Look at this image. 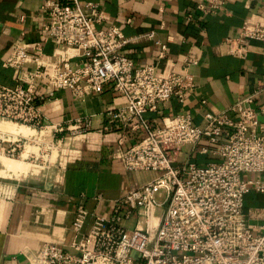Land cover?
Returning <instances> with one entry per match:
<instances>
[{
  "label": "built area",
  "instance_id": "built-area-1",
  "mask_svg": "<svg viewBox=\"0 0 264 264\" xmlns=\"http://www.w3.org/2000/svg\"><path fill=\"white\" fill-rule=\"evenodd\" d=\"M222 5L223 0H204L196 8L207 17ZM39 13L42 31L56 44L80 50L83 62L75 65L56 59L42 65L41 43L34 45L32 53L14 47L4 65L20 71L30 64L35 70L23 74L16 85L0 83V123L44 134L54 148L65 132L89 131L91 119L50 124L41 107L60 90L83 99L110 86L124 103L105 112L104 131L143 133L122 153L125 170L158 175L111 201L107 213L79 205L71 222L74 252L44 243L34 264H135L137 258L144 264H264V219L252 221L245 209L247 195L264 196V102L255 106L264 87L223 111H206L200 125L194 124L191 115L178 113L163 118V125L156 128L144 115L158 112L170 97L183 102L195 88L189 68L196 61L185 58L179 71L166 76L156 74L151 65L136 67L122 54L130 41L121 29L102 26L98 2L44 0ZM145 36L153 39V32ZM252 40L264 43V21L243 23L228 53L244 59ZM155 44L163 57L165 46ZM44 77L46 90L38 94L36 81ZM8 142L4 154L13 158L30 138ZM185 146L191 147L190 158L197 152L219 160L181 163L179 155ZM96 199L103 200L101 195ZM134 216L135 224L127 227Z\"/></svg>",
  "mask_w": 264,
  "mask_h": 264
},
{
  "label": "crops",
  "instance_id": "crops-1",
  "mask_svg": "<svg viewBox=\"0 0 264 264\" xmlns=\"http://www.w3.org/2000/svg\"><path fill=\"white\" fill-rule=\"evenodd\" d=\"M43 1L0 0L1 84L21 83V77L35 70L30 64L20 71L4 65L14 47L32 53L34 45L41 43L42 65L56 59L82 64L80 50L56 44L42 31L39 11ZM85 1L88 0H80ZM89 1L100 3L103 27L116 25L129 39L122 54L132 59L136 67L151 65L156 74L166 76L179 71L185 58L196 61L189 68L195 88L185 95L183 102L170 97L158 112L144 115L156 128L163 125V118L178 113L191 115L194 124L200 125L206 111H223L264 87V43L249 41L244 59L228 53L230 41L238 37L243 23L264 21V0H223L221 9L207 17L196 8L204 0ZM127 20L131 22L128 24ZM149 32H153V39L145 36ZM155 42L165 46L161 58L160 46ZM45 90L44 77L36 81V92L43 94ZM203 101L206 103L202 104ZM262 102L264 95L256 98L255 106ZM123 103L110 86L101 94L83 99L60 90L41 107L47 123L67 125L74 119L90 118V130L78 134L65 132L54 147L52 162L40 174L34 170L31 173L29 165L13 173L2 165L0 158V264H34L44 243L56 244L73 253L71 222L79 205L97 214L107 213L111 201L158 175L148 171L127 172L124 168L122 153L142 138L141 131L122 133L103 129L105 112L119 109ZM5 127L8 132L0 126V154H4L8 141L30 138L31 142L33 138L34 142L37 135L41 139V134L33 129L24 127V131L34 132L28 137L19 129ZM25 149L19 157L25 155ZM190 153L191 147L185 146L179 161L205 164L219 160L197 152L190 158ZM98 195L103 200H97ZM263 205V195L252 193L245 197L249 214ZM134 224L135 216L126 222L129 228ZM135 264L144 261L137 258Z\"/></svg>",
  "mask_w": 264,
  "mask_h": 264
},
{
  "label": "rangeland",
  "instance_id": "rangeland-1",
  "mask_svg": "<svg viewBox=\"0 0 264 264\" xmlns=\"http://www.w3.org/2000/svg\"><path fill=\"white\" fill-rule=\"evenodd\" d=\"M0 125L3 126H12L16 129L21 130L22 132L24 131V127H20L18 125H13V124H9V123H0ZM25 135H27L29 137V135H34V132L28 130V131H24L23 132ZM38 136V135H37ZM34 139L33 142V138L31 139V142L28 144H26L25 146V159H22L21 157H13V158H8L6 155L4 154H0V158H2L5 161H10L11 163L12 161L16 164H20L19 166L21 168L23 167H30V170H34L36 171L37 174H40L39 172H41L43 169H45L53 160L52 156L55 155V150L53 147L49 146V140L48 137H44V134L41 135V139L38 140V138ZM39 137V136H38ZM24 150V149H22ZM30 152V153H29ZM2 163V162H1ZM1 169V167H0ZM30 171V172H31ZM33 173V171L31 172ZM34 173V174H36ZM251 178H255L256 175H251ZM260 209H255L250 213V218L252 221L257 220V222L261 221L264 219V205L259 207Z\"/></svg>",
  "mask_w": 264,
  "mask_h": 264
},
{
  "label": "bare ground",
  "instance_id": "bare-ground-1",
  "mask_svg": "<svg viewBox=\"0 0 264 264\" xmlns=\"http://www.w3.org/2000/svg\"><path fill=\"white\" fill-rule=\"evenodd\" d=\"M1 126V128H2V130H5V131H9V128L7 129L5 126H3V125H0ZM9 127V126H8ZM11 127V126H10ZM6 128V129H5ZM11 129H12V127H11ZM26 129V128H25ZM7 131V132H8ZM12 131V130H11ZM20 132H21V130H19ZM2 132V131H1ZM13 132V131H12ZM11 132V133H12ZM24 132V131H23ZM16 133V132H15ZM22 159H25V155H23L22 156ZM1 162H2V165L6 168V169H8V170H10V171H13V173L15 172V170H18L19 171V168H21L19 165L20 164H16V163H14L13 161H12V163H11V160L8 162V161H5V160H1ZM5 170V169H4ZM6 172V171H5ZM17 173V172H16ZM19 173V172H18ZM5 175V174H4ZM7 177H10V176H7ZM17 177V176H16ZM15 177V178H16ZM20 177V176H19ZM11 179V178H10Z\"/></svg>",
  "mask_w": 264,
  "mask_h": 264
}]
</instances>
